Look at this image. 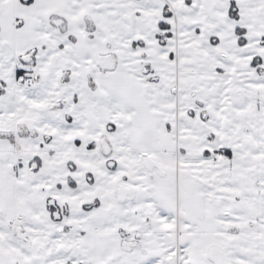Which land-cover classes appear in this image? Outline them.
I'll return each mask as SVG.
<instances>
[{
    "label": "snow or ice",
    "instance_id": "1",
    "mask_svg": "<svg viewBox=\"0 0 264 264\" xmlns=\"http://www.w3.org/2000/svg\"><path fill=\"white\" fill-rule=\"evenodd\" d=\"M0 264H264V0H0Z\"/></svg>",
    "mask_w": 264,
    "mask_h": 264
}]
</instances>
